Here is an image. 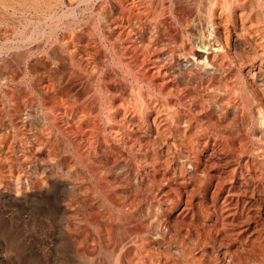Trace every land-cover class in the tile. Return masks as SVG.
I'll return each mask as SVG.
<instances>
[{"label":"bare ground","instance_id":"1","mask_svg":"<svg viewBox=\"0 0 264 264\" xmlns=\"http://www.w3.org/2000/svg\"><path fill=\"white\" fill-rule=\"evenodd\" d=\"M213 149L264 195V0H0V264H209Z\"/></svg>","mask_w":264,"mask_h":264},{"label":"rangeland","instance_id":"2","mask_svg":"<svg viewBox=\"0 0 264 264\" xmlns=\"http://www.w3.org/2000/svg\"><path fill=\"white\" fill-rule=\"evenodd\" d=\"M203 146L199 147L198 153L201 154L200 151L203 150ZM214 150V151H213ZM211 152L205 154V156L208 155V158L201 157L200 162L201 166L206 168L208 167V172L210 175L213 177V180H211V184L207 185L205 187H197V186H187L185 188H182L179 186V193L181 198L183 199L182 201L187 202L186 204H182L179 208V215L176 216L177 220V225L179 223V229H180V240L182 243L184 242L183 240L185 239L184 237L186 235H190L192 239L198 240V246H200L199 250H196V252H201V246L205 245L204 242L206 240V246H205V252L207 254V257L205 258V262L209 264H220L221 261H224L223 259L226 260L225 257L231 256L233 259L238 260L240 257L245 260L246 257L247 259H250L251 257H258L261 255L262 249H264V195L261 193V188L256 182H247V181H242V180H233L234 182V187L232 191H234L235 196L227 199V194L226 193V188L220 190L216 185L221 181L223 182H229L230 175H223L216 174V170H226L230 171V169L237 168L235 166L236 164L233 163L234 161L231 162L230 159L225 157L222 152H220L219 149H213ZM217 151V152H216ZM222 154V155H221ZM220 157V158H219ZM204 158V159H203ZM227 159V160H226ZM204 160V161H203ZM206 160V161H205ZM225 160V161H224ZM230 160V161H229ZM231 164H230V163ZM213 163V164H212ZM226 163V164H225ZM229 163V164H227ZM235 164V165H232ZM207 164V165H206ZM214 166H212V165ZM218 164V165H217ZM211 166V167H209ZM218 168H217V167ZM224 166V167H223ZM227 166V167H226ZM214 167V168H213ZM231 167V168H230ZM212 168V169H211ZM226 168V169H224ZM232 168V169H233ZM211 169V170H210ZM216 169V170H214ZM231 169V170H232ZM215 175V176H214ZM223 176V177H222ZM226 178H225V177ZM220 179H218V178ZM217 179V180H215ZM224 179V180H223ZM226 179V180H225ZM215 181V182H214ZM217 182V183H216ZM236 184V185H235ZM215 187V188H214ZM189 189V190H188ZM219 189V190H218ZM192 191V192H191ZM197 191V192H196ZM220 191V192H218ZM222 191V192H221ZM224 191V192H223ZM187 192V193H186ZM200 192V194H199ZM195 193V194H194ZM237 193V194H236ZM190 194V196H189ZM192 194V195H191ZM250 194V195H249ZM255 194V195H254ZM185 195V196H184ZM245 195V196H244ZM255 196V197H254ZM188 197V200L187 198ZM226 197V198H225ZM192 198V199H191ZM263 198V199H262ZM218 199V200H217ZM250 199V200H249ZM260 199V200H259ZM218 201V202H217ZM244 201V202H242ZM255 201V202H254ZM230 202V203H229ZM210 203V204H209ZM225 203V204H224ZM237 203V204H236ZM241 205H240V204ZM246 203V204H245ZM256 203V204H255ZM188 204V205H187ZM209 204V205H208ZM240 205V206H239ZM222 206V207H221ZM225 206H229L232 212L229 210L230 215L235 214L234 216V223L230 224L228 226L227 222H223L224 219L222 217L228 216L225 210ZM248 206V207H247ZM250 206V207H249ZM186 207L187 210L183 211V208ZM204 207V208H203ZM238 207V208H237ZM244 207V208H243ZM194 208V210H193ZM224 208V210H223ZM248 208V209H247ZM214 209V210H213ZM204 214V217H202V213L200 214L199 211ZM219 210V211H218ZM256 210V211H255ZM247 211V213H246ZM190 212V213H189ZM197 212L199 214H197ZM205 212L207 213L205 216ZM215 212V213H214ZM245 212V213H244ZM221 213V214H220ZM238 213V214H237ZM186 214V215H185ZM197 214L198 216H196ZM210 215V218L207 217ZM216 215V216H215ZM219 215V216H218ZM229 215V216H230ZM247 215V216H245ZM250 215V216H249ZM190 216V217H189ZM196 216V217H195ZM214 216V217H213ZM228 216V217H229ZM233 216V215H232ZM242 216V217H241ZM186 217V218H185ZM194 217V218H193ZM198 217V218H197ZM202 217V218H200ZM249 219H248V218ZM193 220H192V219ZM197 218V220H196ZM236 218V219H235ZM244 218V219H242ZM253 218V220H252ZM182 219V220H181ZM201 219V220H199ZM205 219V220H203ZM209 219V221H208ZM211 219V220H210ZM221 219V221L219 220ZM230 219V218H229ZM242 219V221H241ZM188 220V221H187ZM207 220V221H206ZM215 220V221H214ZM239 220V221H238ZM179 221V223H178ZM198 221V222H197ZM201 223H200V222ZM217 221H220V223H216ZM236 221V222H235ZM186 222V223H185ZM196 222L197 225L194 224ZM207 222V223H206ZM242 222V223H241ZM189 223V224H188ZM196 227H192L193 225ZM213 223V224H212ZM216 223V224H215ZM241 223V224H240ZM204 224V226H202ZM215 224V225H214ZM229 224V223H228ZM236 224L239 226H236ZM185 227H183V226ZM187 225V228H186ZM199 225V226H198ZM233 225V226H231ZM235 225V226H234ZM201 226V227H200ZM216 226V227H215ZM191 227V228H190ZM209 227V229H208ZM229 227V228H228ZM235 227V228H232ZM238 227V228H237ZM244 227V228H243ZM197 228V229H196ZM206 228V229H205ZM227 228V229H226ZM232 228V229H230ZM247 228V229H246ZM187 229V230H186ZM208 229V230H207ZM223 229V230H222ZM241 229V230H240ZM254 229V230H253ZM192 230V231H191ZM195 232H194V231ZM206 230V231H205ZM240 230V231H238ZM244 230V231H243ZM182 231V232H181ZM183 231L186 233L183 236ZM187 231V232H186ZM201 232V233H200ZM209 232V233H208ZM196 233V234H195ZM199 233V234H198ZM244 233V235H243ZM242 236H241V235ZM226 235V236H224ZM246 235V236H245ZM208 236V238H207ZM223 236V237H222ZM195 237V238H194ZM258 237V238H257ZM200 239V240H199ZM202 239V241H201ZM212 239V240H211ZM252 240V243L250 240ZM257 239V240H255ZM263 239V241L261 240ZM231 240V241H230ZM236 240V241H235ZM238 240V241H237ZM210 241V242H209ZM226 241V242H225ZM257 241V242H256ZM214 242V243H213ZM217 242V243H216ZM223 242V243H222ZM240 242V243H239ZM245 242V244H244ZM254 242V244H253ZM208 243V244H207ZM221 243V244H220ZM228 243V244H227ZM233 243V244H232ZM247 243V244H246ZM262 243V244H261ZM200 244V245H199ZM220 244V245H219ZM239 244V245H238ZM251 245V246H250ZM245 246V247H244ZM221 247V248H220ZM241 247V248H240ZM243 247V248H242ZM252 247V248H250ZM259 247V248H258ZM238 250H236V249ZM251 250H249V249ZM202 249V250H204ZM211 249V250H210ZM215 249V250H214ZM214 250V251H213ZM226 250V251H225ZM254 250V251H253ZM213 251V252H212ZM216 251V252H215ZM234 251V252H233ZM264 251V250H263ZM222 252V253H221ZM231 252V254H230ZM244 252V253H243ZM115 253V252H114ZM213 253V254H212ZM218 253V254H217ZM258 253V254H257ZM260 253V254H259ZM217 254V255H216ZM242 255V256H241ZM251 255V256H249ZM215 256V257H214ZM96 258V257H95ZM94 258V259H95ZM215 258V259H214ZM93 261H96L95 259ZM100 259V258H99ZM98 259V260H99ZM69 260V261H68ZM71 260V261H70ZM77 261V260H76ZM73 258L68 257L67 261L62 263V264H88V262H76ZM211 261V262H209ZM230 264V263H228Z\"/></svg>","mask_w":264,"mask_h":264}]
</instances>
